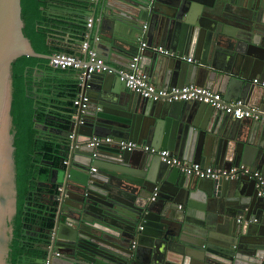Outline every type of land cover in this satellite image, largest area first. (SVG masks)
<instances>
[{
    "label": "water",
    "instance_id": "water-1",
    "mask_svg": "<svg viewBox=\"0 0 264 264\" xmlns=\"http://www.w3.org/2000/svg\"><path fill=\"white\" fill-rule=\"evenodd\" d=\"M69 1L75 4L60 9L70 12L81 37L78 28L92 17L90 49L111 72L91 74L81 89L83 71L74 78L73 93L80 90L89 104L71 115L59 165L45 182L53 211L31 263L264 264V198L253 180L187 176L158 156L115 144L134 141L187 163L244 165L264 176V120L142 98L116 69L139 54V69L154 87L194 85L264 108V0ZM22 28L21 0H0V264L16 213L11 66L21 57H51L35 53ZM140 37L146 48L139 52ZM93 137L112 143L90 146Z\"/></svg>",
    "mask_w": 264,
    "mask_h": 264
},
{
    "label": "trees",
    "instance_id": "trees-1",
    "mask_svg": "<svg viewBox=\"0 0 264 264\" xmlns=\"http://www.w3.org/2000/svg\"><path fill=\"white\" fill-rule=\"evenodd\" d=\"M74 4L69 0H21L22 33L35 53L50 56L56 53L75 54L68 46L53 48V45L48 43L53 36L61 37L68 34L72 41H83L86 26L78 28L83 35L81 37L74 31V27L66 26L63 21L64 15L61 14L65 10L60 7L70 8ZM49 9L61 12L52 14L48 12ZM37 64L47 66L49 61L21 57L11 66L10 134L13 136L16 174V213L7 223L11 232L5 264H21L23 260L31 259L38 254L33 247H26L24 232L28 226L35 225L36 222L39 228L47 225L48 215L53 211V203L49 198L51 192L46 187L43 189L38 187L36 183L39 180L47 181L50 170L59 165L58 156L61 149L50 134H41L35 123L60 127L59 129L66 131L68 121L75 110L72 106L73 97L67 109L63 110L67 116L64 123L58 124L52 113L47 110V102L32 98L36 93L30 89L33 90L32 87L35 85L34 82L28 81L27 77L30 68Z\"/></svg>",
    "mask_w": 264,
    "mask_h": 264
},
{
    "label": "built area",
    "instance_id": "built-area-1",
    "mask_svg": "<svg viewBox=\"0 0 264 264\" xmlns=\"http://www.w3.org/2000/svg\"><path fill=\"white\" fill-rule=\"evenodd\" d=\"M94 3L96 0H89ZM152 1V0H151ZM93 24V19L88 18L85 22L87 29H90ZM146 30V25L142 27ZM89 36L85 35L83 41L80 43L79 55L67 54V53H56L51 55L49 66L61 71L74 70L83 71L80 74L77 86L81 89L85 80L93 73L98 72H111L104 65L102 58L98 57L92 49H90ZM139 52L146 48V43L142 41V37L139 38ZM156 52L168 55V51L156 48ZM139 54L132 56L127 64L125 70L118 71V77L120 81L125 83V87L137 94L142 98L154 101V102H198L209 105L210 107L229 115L234 120L251 119L253 121L264 120V108L250 107L241 100L224 101L222 95L213 92L207 88L197 87L194 85H187L183 87H173L168 89H157L149 81L148 76L139 69ZM187 62H191V59H187ZM253 83L257 84V80H253ZM264 87V82L261 83ZM89 104V97L82 93L80 90L75 94L72 100V106L77 111L84 112ZM74 117V116H72ZM112 143L111 138H99L93 137L91 139L90 146H99L101 144ZM115 144L121 150L126 151H142L144 153L158 156L160 161L169 167L177 168L181 173L187 176H194L199 179H209L213 181L217 180H236L239 178H248L255 182L257 189V196L264 198V176L255 170H251L249 167L244 165L233 166L230 168H217L213 166L204 167L198 163H187L181 161L174 156L170 151L166 149H155L149 145L139 144L134 141L120 140L116 141ZM66 164V162H64ZM94 171V169H91ZM60 191V190H59ZM156 193L152 195L150 200H153ZM58 201V198H56ZM180 208V206H179ZM134 247V245H132Z\"/></svg>",
    "mask_w": 264,
    "mask_h": 264
},
{
    "label": "crops",
    "instance_id": "crops-1",
    "mask_svg": "<svg viewBox=\"0 0 264 264\" xmlns=\"http://www.w3.org/2000/svg\"><path fill=\"white\" fill-rule=\"evenodd\" d=\"M53 10V11H51ZM49 13H56L60 14L61 11H57L56 9H49ZM62 15H64L63 21L66 23V26H70V19L68 18L70 16V12H62ZM92 18V17H90ZM88 18L85 19V22ZM85 22L83 25H85ZM69 24V25H68ZM85 29V35L89 36L88 32L90 29ZM53 42V48L58 46L57 44L59 42H62L64 44H67L71 50H73V53L79 55V47L80 43L79 40L75 41L71 39V37L68 35H61V37L53 36L51 39ZM102 58V57H101ZM125 67L122 68H116L118 71L125 70L127 65H124ZM78 75V72L74 70H65L60 71L56 70L54 68H50L49 64L47 66L43 65L40 66L39 64L33 66L30 68L27 80L36 82V96L39 98L42 102H47V110L52 113L53 117L55 118V122L58 124L64 123V118L67 117L66 114L63 112V110L67 109V107L70 105L71 98L75 97V84H74V78ZM257 80V79H255ZM264 82V81H263ZM44 86V87H43ZM154 86V84H153ZM30 89L34 92V88ZM157 89H168L167 87H158L155 86ZM173 88V87H169ZM40 92V93H39ZM74 92V93H73ZM220 94V93H219ZM259 108V107H257ZM65 114V116H64ZM72 114V113H71ZM36 129L40 131V133H46L50 134L51 137H53L54 142L56 141L57 144L60 145V142L64 139L65 131L59 129L60 127L55 128L54 126H46L43 123H35ZM45 182L46 180H39L37 181L36 185L40 188H45ZM179 208V207H178ZM39 224L36 222L35 225H30L27 227V229L24 232L25 239L24 243L27 248H32L34 245L40 243L39 238ZM21 264H32L30 259H25L21 262Z\"/></svg>",
    "mask_w": 264,
    "mask_h": 264
},
{
    "label": "flooded vegetation",
    "instance_id": "flooded-vegetation-1",
    "mask_svg": "<svg viewBox=\"0 0 264 264\" xmlns=\"http://www.w3.org/2000/svg\"><path fill=\"white\" fill-rule=\"evenodd\" d=\"M34 93V92H33Z\"/></svg>",
    "mask_w": 264,
    "mask_h": 264
}]
</instances>
